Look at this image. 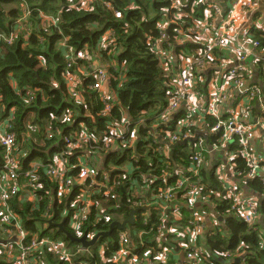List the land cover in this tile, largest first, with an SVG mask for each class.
Listing matches in <instances>:
<instances>
[{"label": "clouds", "instance_id": "obj_1", "mask_svg": "<svg viewBox=\"0 0 264 264\" xmlns=\"http://www.w3.org/2000/svg\"><path fill=\"white\" fill-rule=\"evenodd\" d=\"M0 264H264V0H0Z\"/></svg>", "mask_w": 264, "mask_h": 264}]
</instances>
